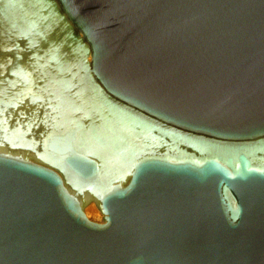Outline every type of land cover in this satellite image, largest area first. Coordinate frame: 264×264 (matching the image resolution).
Instances as JSON below:
<instances>
[{"label": "water", "instance_id": "1", "mask_svg": "<svg viewBox=\"0 0 264 264\" xmlns=\"http://www.w3.org/2000/svg\"><path fill=\"white\" fill-rule=\"evenodd\" d=\"M0 264H264V0H0Z\"/></svg>", "mask_w": 264, "mask_h": 264}]
</instances>
